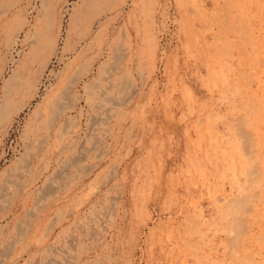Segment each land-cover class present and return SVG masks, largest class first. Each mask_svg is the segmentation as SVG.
Listing matches in <instances>:
<instances>
[{
	"label": "rangeland",
	"instance_id": "374dc122",
	"mask_svg": "<svg viewBox=\"0 0 264 264\" xmlns=\"http://www.w3.org/2000/svg\"><path fill=\"white\" fill-rule=\"evenodd\" d=\"M224 1L109 0L89 7L87 0H0V68L13 61L7 65L10 80L12 71L23 77L22 68L28 66L40 92L24 108L34 92L25 87L12 100L22 108L8 119L0 117V264H239L244 259L238 244L245 235L242 216L250 208L251 191L240 193L245 185V166L237 155L242 145L228 130L229 121L238 120L237 111L232 112L233 90L245 88L241 78L247 72L234 59L250 29L247 19H237L233 0ZM41 35L51 46L31 61L33 40ZM150 40L155 48L147 45ZM107 67L109 74H104ZM76 76L82 77L78 92L83 96L88 87L92 102L85 95L64 122L69 130L64 128L63 144L47 154L33 153L31 174L21 173L20 159L33 149L26 129L35 106ZM111 81L118 85L107 86ZM2 92L0 83V103ZM236 193L244 196L241 203L246 197L244 203ZM228 198H237L238 206ZM225 204L236 209L228 211Z\"/></svg>",
	"mask_w": 264,
	"mask_h": 264
},
{
	"label": "bare ground",
	"instance_id": "6f19581e",
	"mask_svg": "<svg viewBox=\"0 0 264 264\" xmlns=\"http://www.w3.org/2000/svg\"><path fill=\"white\" fill-rule=\"evenodd\" d=\"M87 1H89L88 2V6L89 7H96L97 5H100V4H102V3H107V1H109V0H87ZM114 1H116V3H117V1H118V3L120 2L121 4L123 3V0H114ZM153 1V0H152ZM221 1V0H220ZM224 1V0H223ZM226 2H227V0H225ZM224 1V2H225ZM232 1V0H231ZM244 1V0H243ZM243 1L241 2V4H240V1H238V0H233V3L235 4V5H237L236 6V8H238V12H239V17L237 18L238 20H243V21H245L246 19V22H247V26H249V29H250V31L248 32V34H246V32H245V34L246 35H244L243 36V38H242V43L240 44V46L237 48V50H238V52H237V54H236V56H235V61L237 60V64H238V62L239 63H241V65H244L247 69V72L244 74V76L241 78V79H246V81H245V84H243V86H245V88H243L242 90L241 89H239L238 90V88H237V92L236 93H234L235 92V88H234V90H233V94H232V102L234 103V105H233V107H232V112L233 111H237V113H238V115H235V116H237V118H238V120H236L235 122H231V121H229L230 123H232L233 125L232 126H230V129H229V127H227V126H225V127H227L229 130H228V132H230V136H231V138L232 139H234L233 141L234 142H240L241 143V145H242V148H241V150H240V148L238 149L239 151H241L242 153L240 154V153H237L236 152V149L234 150V152L235 153H237V155L239 156H236V157H238V159H240L239 160V162H243L242 164V166L244 167V170H243V175H241V176H243V178H244V187L241 189V192H240V190L238 189V191L240 192V193H242V192H244V195H245V191L244 190H247L248 192L249 191H251L250 193H249V196L250 197H247L248 198V200H249V198H251V200L250 201H252V202H250L251 204L250 205H247V206H250V208L248 209V211H246V214H245V212L243 211V216H242V219H243V221H242V223L244 222V220H245V222H246V232L244 231V234L245 235H243L244 236V238L243 239H239V240H241L240 242H239V248H240V251H242V253H241V256H240V258L242 259V258H244L243 260H241V261H239V264H264V0H248V1H246V2H244V4H242L243 3ZM151 2V1H150ZM202 2V1H201ZM213 2H215V1H213ZM223 2V3H224ZM225 2V3H226ZM139 3V2H138ZM144 3H145V1H144ZM151 4V3H150ZM201 4V3H200ZM217 4H219L218 3V1H217ZM229 4V3H228ZM84 6H85V4H83ZM104 5V4H103ZM113 5H115V4H113ZM216 5V4H215ZM223 5V4H222ZM83 6V7H84ZM136 6V5H135ZM146 6V5H145ZM224 6V5H223ZM233 6V5H232ZM231 6V7H232ZM110 7V6H109ZM112 7V6H111ZM202 7V6H201ZM205 7V6H204ZM228 7V6H227ZM230 7V6H229ZM234 7V6H233ZM203 8V7H202ZM224 9H226L225 8V6L223 7ZM219 9H220V5H219ZM224 9H222L223 10V12L225 11ZM92 10V9H91ZM106 10H108V9H106ZM105 10V11H106ZM199 9H197V11H198ZM206 10V9H205ZM229 10H230V8H229ZM229 10H227V12H230ZM234 10V9H233ZM87 11V10H86ZM85 11V12H86ZM144 11V10H143ZM212 11H214V10H212ZM195 12H196V9H195ZM194 12V13H195ZM206 12V11H205ZM237 12V13H238ZM210 13V12H209ZM214 13V12H213ZM212 14V13H211ZM231 15H232V12L230 13ZM229 14V15H230ZM235 14V13H234ZM45 15V14H44ZM197 15V14H196ZM195 15V16H196ZM213 15V14H212ZM198 16H199V14H198ZM203 16V15H202ZM228 16V15H227ZM233 16V15H232ZM44 17V16H43ZM197 17V16H196ZM210 17H211V15H210ZM236 17H237V15H236ZM201 18V17H200ZM229 18V16L227 17V19ZM44 19V18H43ZM43 19H42V21H43ZM199 19V18H198ZM205 19V18H204ZM208 19V18H207ZM231 19V18H230ZM73 20V19H72ZM229 20V19H228ZM199 21V20H198ZM201 21V20H200ZM19 22V21H18ZM24 22V21H23ZM44 22V21H43ZM42 22V23H43ZM72 22V21H71ZM228 22V21H227ZM236 22H237V20L236 21H234V23L236 24ZM242 22V21H241ZM245 22V23H246ZM107 23V22H106ZM217 23V22H216ZM228 23H230V22H228ZM227 23V24H228ZM14 24V23H13ZM12 24V25H13ZM22 24V23H21ZM38 24V23H37ZM99 24V23H98ZM204 24V23H203ZM208 24H210V23H208ZM242 24V23H241ZM45 25H46V27H48L49 28V26L51 25V18L49 17L47 20H46V22H45ZM100 25H102V24H100ZM221 25V24H220ZM222 25H225V23L223 22V24ZM231 25V24H230ZM233 25V24H232ZM238 25V24H237ZM5 26V25H4ZM226 26V25H225ZM244 26V25H243ZM34 27H36V25H34ZM224 27V26H223ZM229 27V26H228ZM238 27H239V25H238ZM244 27H246V26H244ZM212 28V27H211ZM216 28V27H215ZM234 28H235V26H234ZM237 28V27H236ZM243 28V27H242ZM5 29H7V28H5ZM37 29H39L40 30V32H41V29L40 28H37ZM213 29H214V27H213ZM231 29V28H230ZM200 30V29H199ZM219 30V29H218ZM226 31V30H225ZM239 31V30H238ZM6 32V31H5ZM35 32V31H34ZM39 32V31H38ZM39 32V33H40ZM101 32V31H100ZM199 32V31H198ZM208 32V31H207ZM3 33V32H2ZM143 33H145V32H143ZM209 33V32H208ZM207 33V34H208ZM216 33V32H215ZM214 33V34H215ZM237 33V32H236ZM241 33V32H240ZM239 33V35H237V36H239L240 37V34ZM44 34V33H43ZM233 34H235V33H233ZM35 35V34H34ZM48 35V34H47ZM85 35V34H84ZM145 35H146V33H145ZM224 35V34H223ZM225 35H226V33H225ZM230 35V34H229ZM146 36H148V35H146ZM209 36V35H208ZM219 36V35H218ZM218 36H216V38L218 37ZM10 37V36H9ZM233 37V36H232ZM235 37V36H234ZM34 38H36V37H34ZM114 38V37H113ZM147 38V37H146ZM212 38H214V37H212ZM11 39V38H10ZM143 39V38H142ZM145 39V38H144ZM149 39H151V38H149ZM215 39V38H214ZM213 39V40H214ZM219 39V38H218ZM217 39V40H218ZM228 39V38H227ZM226 38H224V41L225 40H227ZM232 39V38H231ZM231 39H228V40H231ZM235 39V38H234ZM3 40V39H2ZM147 40V39H146ZM153 40V39H152ZM206 40V39H205ZM209 40L210 39H208V42H209ZM212 40V39H211ZM220 40V39H219ZM235 40H238V37H237V39H235ZM53 41V40H52ZM215 41V40H214ZM232 41H234V40H232ZM145 42H147V41H145ZM150 42H152L151 40L150 41H148L147 42V45H149L148 43H150ZM206 42V44H208V42L207 41H205ZM211 42H213V41H211ZM219 42V41H218ZM222 42H223V40H222ZM142 43V42H141ZM153 43V42H152ZM155 43V42H154ZM216 43H217V41H216ZM225 43H227V42H225ZM204 44V43H203ZM210 44V43H209ZM208 44V45H209ZM219 44H221V45H223L222 43H219ZM228 44H230L229 42H228ZM228 44H226V45H228ZM231 44H232V42H231ZM230 44V45H231ZM114 45V44H113ZM145 45V44H144ZM146 45V46H147ZM153 44H150L149 45V47L150 46H152ZM197 45H199V44H197ZM51 46V40L49 39V37L47 38V37H45V36H39L38 38H36L35 40H33V43H32V46H31V50H30V52H29V58L31 59V61L32 60H34V59H36V58H38L39 56H41V55H43V52L44 51H42V49L41 48H45V49H48L47 50V52L49 51V47ZM109 46V45H108ZM210 46V45H209ZM198 47V46H197ZM205 47V46H204ZM206 47H207V45H206ZM205 47V48H206ZM223 48H224V46H222ZM52 48V47H51ZM109 48V47H108ZM142 48V47H141ZM140 48V49H141ZM150 48H155V47H150ZM214 48H217V47H214ZM147 49H148V47H147ZM146 49V52H148V55L150 56H152V53H150V49L149 50H147ZM213 49V48H212ZM225 49H226V47H225ZM228 49V48H227ZM229 49H231V48H229ZM233 49V48H232ZM51 50V49H50ZM116 50V57L114 58L113 57V59H116V60H118L119 59V53H118V51L117 50H119V49H115ZM195 50V49H194ZM206 50H208L207 51V53L209 52V54H210V50H209V47H208V49L206 48ZM234 50H236V49H234ZM124 51V50H123ZM139 51V50H138ZM231 51V50H230ZM112 52H114V51H112ZM141 52V51H140ZM206 52V51H205ZM223 52H225V51H223ZM228 53H229V51H227ZM150 53V54H149ZM46 54V53H45ZM44 54V55H45ZM121 54V53H120ZM125 54V52H123V55ZM136 54H137V52H136ZM139 54V53H138ZM137 54V55H138ZM144 54V53H143ZM229 54H231V52L229 53ZM50 55V54H49ZM140 55V54H139ZM147 55V56H148ZM206 55V54H205ZM211 55V54H210ZM210 55H208L207 54V57L209 56L210 57ZM213 55V54H212ZM223 55V54H222ZM146 56V55H145ZM224 56V55H223ZM228 56V55H227ZM226 56V57H227ZM43 57V56H42ZM41 57V58H42ZM81 57V56H80ZM79 57V58H80ZM139 57V56H138ZM205 57V56H204ZM215 57V56H214ZM226 57L224 56V58L226 59ZM234 57V56H233ZM233 57H231L232 58V60H233ZM77 58V57H76ZM109 58H112L111 56L109 57ZM147 58V57H146ZM150 58V57H149ZM213 58V57H212ZM46 59V58H45ZM121 59H122V57H121ZM126 59V58H125ZM145 59V58H144ZM151 59V58H150ZM205 59V58H204ZM209 59V58H208ZM223 59V58H222ZM28 61H29V59H27ZM26 60V61H27ZM110 60H112V59H110ZM147 61H148V59H146ZM31 61H29V62H31ZM121 61V60H120ZM13 62V61H12ZM12 62H8V63H6L4 66H2V68H0V83H2V86H4V92H2L3 93V97H2V103H0V117H2L4 114H6L5 115V118L6 119H8V118H10L9 116H11L10 114H11V111H15V110H17L18 108L19 109H21L22 107H20L19 106V103L18 104H15V102H13L12 100H13V98L14 97H17V95L19 94L20 95V92L23 90V89H25V87L27 88V87H33V90L32 91H34V92H32L31 93V95L28 93V95H30V97L26 100L27 102L25 103V102H23V103H25L24 105H21V106H23L24 108L25 107H30V105H31V103H32V100H34L35 98H38V97H40V92H39V88H38V86H37V84H36V82L33 80V76L31 77L30 75H31V70H28V66L25 68V67H23L22 68V71H23V77H21V76H19L18 74H17V72H13L12 71V74L10 75V80L9 79H7L6 78V74H7V65H10ZM28 62V63H29ZM108 62V61H107ZM205 62H206V60H205ZM212 62H213V60H212ZM221 62V61H220ZM37 63H39V62H37ZM106 63V62H105ZM140 63V60H139V62H138V64ZM142 63V62H141ZM225 63V62H224ZM35 64V63H34ZM41 64V63H40ZM110 64V63H109ZM116 64H118V62L116 63ZM149 64V63H148ZM150 64H152V63H150ZM149 64V65H150ZM216 64V63H215ZM217 64H219V63H217ZM39 65V64H38ZM103 65V64H102ZM111 65V64H110ZM228 65V64H227ZM70 66V65H69ZM100 66V65H99ZM103 66H105V65H103ZM141 66V65H140ZM217 66V65H216ZM231 66V65H230ZM110 67V66H109ZM117 66H115V68H116ZM205 67H206V65H205ZM218 67V66H217ZM216 67V68H217ZM30 68V67H29ZM102 68L103 67H101V69L100 70H102ZM114 68V69H115ZM232 68V67H231ZM231 68L230 69H228V70H231ZM239 68V67H238ZM26 71H25V70ZM31 69V68H30ZM113 69V70H114ZM210 69V68H209ZM224 69V68H223ZM222 69V70H223ZM237 69V68H236ZM235 69V70H236ZM242 69V68H241ZM244 69V68H243ZM109 68L107 67V68H104L103 69V73L104 72H106V73H104V74H109ZM212 70V69H211ZM215 70V69H214ZM221 70V71H222ZM41 71V70H40ZM110 71H112V70H110ZM225 71V70H224ZM34 72V71H33ZM80 72V71H79ZM208 72H210V70L208 71ZM208 72H206V73H208ZM234 72V71H233ZM228 73V74H232V76L233 75H236V74H234V73ZM80 73H82V72H80ZM217 73V72H216ZM237 73V72H236ZM21 74H22V72H21ZM37 74V73H36ZM83 74V73H82ZM225 74H227V72L225 73ZM227 74V75H228ZM86 75V74H85ZM118 75V74H117ZM116 75V76H117ZM97 76V75H96ZM121 76V75H120ZM210 76V75H209ZM223 76V75H222ZM242 76V74H239V76H236V77H241ZM35 77V76H34ZM65 77V76H64ZM115 78V77H114ZM223 78H225V77H223ZM235 78V77H234ZM81 79H82V77H80V76H76L75 78H73L67 85H65V86H63V84H61L60 83V85L57 87V88H55V89H53V92L50 94V96L49 97H47V99H45V103L44 104H42V105H40V104H38L37 103V105L35 106V110L33 111V119H32V121H31V123L30 124H28L27 126V129H26V131H27V133H28V135L31 137V141H30V145L32 146V152L30 153V152H28L27 154H26V156L22 159H20L21 161H23V166H22V169H23V172H21V173H25V174H31L30 173V168L32 167V165H33V160H34V157H35V155L33 154V153H36V152H40V151H45V154H47V152H49L50 151V149L52 148V146H58L60 143H62L63 144V135L65 134V132H66V129H68V128H66L65 126H63L64 125V122L66 123L67 121H69V119L71 118L70 116H69V113L72 111V110H74L79 104H80V102L82 101V99L83 98H85V95H87V97H86V99L88 100V101H90V102H92V98L93 97H91V96H93V94L90 96V94L89 93H87V88H86V86H85V92L84 91H81V92H84L85 93V95H83V96H81L80 94L81 93H79L78 91V86H79V84H80V82H81ZM117 78H115V80H116ZM228 79V78H227ZM61 80H62V77H61ZM107 80V79H106ZM111 80H113V78L111 79ZM114 80V81H115ZM119 80H121V79H119ZM118 80V81H119ZM236 80V79H235ZM251 80H252V83H251ZM68 81V80H67ZM114 81H111V82H109V85H107V86H109V87H111V86H114L115 84V82ZM123 81V80H122ZM121 81V82H122ZM243 81V80H242ZM83 82V81H82ZM108 82V81H107ZM123 82H125V81H123ZM243 83H244V81H243ZM93 84V83H92ZM106 84H108V83H106ZM235 84V83H234ZM233 84V85H234ZM236 84H239V83H236ZM235 84V85H236ZM242 84V83H241ZM240 84V85H241ZM84 85V84H83ZM89 85V84H88ZM117 85H118V83H117ZM116 85V86H117ZM226 85H228V84H226ZM230 85V84H229ZM228 85V86H229ZM232 85V86H233ZM97 86V85H96ZM104 86H105V84H104ZM116 86H114V87H116ZM123 86V85H122ZM222 86H223V84H222ZM232 86H230L231 88H232ZM236 86H238V85H236ZM82 87V86H81ZM106 87V86H105ZM119 87V86H118ZM92 88V87H91ZM108 88V87H107ZM241 88V87H240ZM29 89V88H28ZM27 89V90H28ZM114 89V88H113ZM126 89V88H125ZM220 89H221V87H220ZM223 89V88H222ZM92 90V89H91ZM94 90V89H93ZM115 90V89H114ZM89 91V90H88ZM119 91V90H118ZM50 92V91H49ZM92 92V91H91ZM107 92V91H106ZM241 92V93H240ZM87 93V94H86ZM113 93V92H112ZM120 93V92H119ZM98 94V93H97ZM238 94H239V101H236V102H234V100H235V97L237 96L238 97ZM18 95V96H19ZM22 95V94H21ZM210 95V94H209ZM24 96H26V93H25V95ZM46 97V96H45ZM108 97V96H107ZM129 98V97H128ZM17 99V98H16ZM19 99V98H18ZM44 99V98H43ZM207 99H208V97H207ZM211 99V98H210ZM25 100V99H24ZM109 100V99H108ZM195 100V99H194ZM15 101H17V100H15ZM207 101V100H206ZM1 102V101H0ZM15 105H14V104ZM99 103V102H98ZM193 103H194V101H193ZM192 103V104H193ZM206 104V103H205ZM101 105V104H100ZM197 105H198V103H197ZM217 106H218V104H217ZM229 106V105H228ZM98 107V106H97ZM177 108V107H176ZM182 108V107H181ZM210 107H208V109H209ZM215 108V107H214ZM34 109V108H33ZM108 109H110V108H108ZM107 109V110H108ZM112 109V108H111ZM208 109H206V110H208ZM229 109V108H228ZM231 109V108H230ZM23 110V109H22ZM105 110V109H104ZM179 110V109H178ZM193 110V109H192ZM195 110V109H194ZM202 110V109H201ZM200 110V111H201ZM20 112V111H19ZM92 112H93V110H92ZM105 113H106V111H104ZM198 112V111H197ZM224 112H225V110H224ZM196 113V112H195ZM225 113H227V112H225ZM225 113H224V116H225ZM31 114V115H32ZM99 114V113H98ZM230 114V113H229ZM236 114V113H235ZM30 115V116H31ZM113 115V114H112ZM202 115H203V113H202ZM72 116V115H71ZM230 116H231V114H230ZM235 116L233 117V118H235ZM73 117H74V115H73ZM76 117V116H75ZM121 117V116H120ZM199 118H200V116H198ZM226 117V116H225ZM232 117V116H231ZM3 118V117H2ZM31 118V117H30ZM109 118V117H108ZM110 118H111V116H110ZM186 118V117H185ZM227 119H228V117H226ZM5 119V120H6ZM75 119V118H74ZM230 119V118H229ZM72 120V119H71ZM71 120H70V122H71ZM190 120V119H189ZM230 120H232V119H230ZM234 120V119H233ZM232 120V121H233ZM28 122H29V119H28ZM27 122V123H28ZM73 122V121H72ZM171 122V121H170ZM229 122H228V124H229ZM199 123V122H198ZM67 124V123H66ZM69 124V123H68ZM71 124V123H70ZM170 124V123H169ZM176 125V124H175ZM231 125V124H230ZM195 126V125H194ZM69 127V126H68ZM64 128H66V129H64ZM226 128H224V130H225ZM69 130V129H68ZM73 131H75V130H73ZM226 132H227V130H226ZM26 133V134H27ZM69 133V132H68ZM229 134V133H228ZM67 135V134H66ZM65 136V135H64ZM71 136V135H70ZM105 136V135H104ZM227 136V135H226ZM27 137V136H26ZM229 140V139H228ZM29 141V140H28ZM221 141V140H220ZM224 141V140H223ZM230 141H231V139H230ZM199 142V141H198ZM200 142H201V140H200ZM199 142V143H200ZM222 142V141H221ZM225 142H227V140L226 141H224V143ZM232 142V141H231ZM230 142V143H231ZM206 143H208V142H206ZM223 143V142H222ZM228 144V143H227ZM29 145V144H28ZM27 145V146H28ZM81 145V144H80ZM199 145V144H198ZM217 145V144H216ZM225 145V144H224ZM231 145V144H230ZM208 146V145H207ZM221 146V145H220ZM235 146V145H234ZM51 147V148H50ZM236 147V146H235ZM25 148H26V146H25ZM63 148V147H62ZM208 148V147H207ZM212 148V147H211ZM229 148V147H228ZM227 148V149H228ZM238 148V147H237ZM54 149V148H53ZM70 149V148H69ZM216 149V148H215ZM215 149H213V150H215ZM230 149V148H229ZM237 150V151H238ZM30 151V150H29ZM61 151V150H60ZM217 151V150H216ZM223 151H225V150H223ZM227 151V150H226ZM238 151V152H239ZM51 152V151H50ZM63 152V151H62ZM211 152H212V150H211ZM218 152V151H217ZM222 152V151H221ZM232 152V151H231ZM226 153H229V152H226ZM226 153H224V154H226ZM40 154V153H39ZM195 154H197V153H195ZM220 154V153H219ZM40 155H42V154H40ZM60 155V154H59ZM203 155H204V153H203ZM211 155H213V156H215L214 155V152H212L211 153ZM217 155H218V153H217ZM234 155V154H233ZM222 156H223V153H222ZM230 156V155H229ZM232 156V155H231ZM22 157V156H21ZM40 157V156H39ZM43 157V156H42ZM71 157V156H70ZM74 157V156H73ZM185 157H187V156H185ZM205 158H206V156H204ZM212 157V156H211ZM218 157V156H217ZM226 158V157H225ZM231 158V157H230ZM39 159V158H38ZM76 159H78V158H76ZM215 159H217L216 157H215ZM219 159V158H218ZM68 160V159H67ZM207 161H208V158H207ZM218 161V160H217ZM209 162V161H208ZM227 162V161H226ZM231 162H232V160H231ZM235 162H237V161H235ZM45 163V162H44ZM43 163V164H44ZM191 163V162H190ZM205 163V162H204ZM217 162H215V164H216ZM22 164V163H21ZM212 164V163H211ZM218 164V163H217ZM216 164V165H217ZM209 165V164H208ZM44 166L45 165H43V167L42 168H44ZM223 166H225L224 164H223ZM242 166H240L239 167V170H241L242 168ZM46 167V166H45ZM59 167V166H58ZM89 167V166H88ZM219 167V166H218ZM21 168V167H20ZM40 168V167H39ZM65 168V167H64ZM201 168V167H200ZM215 168H217V166H215ZM231 168V167H230ZM45 169V168H44ZM60 169H61V167H60ZM194 169V168H193ZM217 169H219V168H217ZM232 169V168H231ZM21 170V169H20ZM64 170V169H63ZM78 170V169H77ZM84 170H85V168H84ZM198 170H199V168H198ZM205 170H207V169H205ZM215 170V169H214ZM227 170V169H226ZM201 171V170H200ZM203 171H204V169H203ZM217 172H218V170H216ZM221 170L219 169V172H220ZM229 171V170H228ZM45 172V171H44ZM56 172H57V170H56ZM55 172V173H56ZM66 172V171H65ZM213 172V171H212ZM216 172V173H217ZM238 172H241V171H238ZM43 173V172H42ZM54 173V174H55ZM210 173H211V171H210ZM242 173V172H241ZM241 173H238L239 174V176H240V174ZM12 175V174H11ZM10 175V176H11ZM21 175V174H20ZM38 175V174H37ZM50 175V174H49ZM212 175V174H211ZM215 175V174H214ZM221 175V174H220ZM231 175V174H230ZM217 176H218V174H217ZM224 176V175H223ZM228 176H229V174H228ZM32 177V176H31ZM215 177V176H214ZM230 177V176H229ZM40 178V177H39ZM212 179H213V177H211ZM216 178V177H215ZM235 178V177H234ZM242 178V177H241ZM27 179V178H26ZM30 179V178H29ZM34 179H35V177H34ZM33 179V180H34ZM36 179H38V178H36ZM212 179H210V180H212ZM236 179V178H235ZM28 180V179H27ZM198 180V179H197ZM214 180V179H213ZM32 181V180H31ZM36 181V180H35ZM225 181V180H224ZM18 182V181H17ZM29 182H30V180H29ZM45 182V181H44ZM209 182H211V181H209ZM233 182H237V180L236 181H233ZM14 183V182H13ZM26 183V182H25ZM71 183V182H70ZM202 183V182H201ZM208 183V182H207ZM239 183V182H238ZM18 184V183H17ZM46 184H48V183H46ZM45 184V185H46ZM49 184H51V183H49ZM57 184V183H56ZM222 184V183H221ZM28 185V184H27ZM208 185H210V184H208ZM14 186H16V185H14ZM28 186H30V185H28ZM59 186H63V185H59ZM235 186V185H234ZM237 186H238V184H237ZM18 187V186H17ZM20 187V186H19ZM18 187V188H19ZM22 187V186H21ZM53 187V186H52ZM230 187V186H229ZM36 188V187H35ZM196 188V187H195ZM208 188V187H207ZM231 188V187H230ZM31 189V188H30ZM229 189V188H228ZM43 190V189H42ZM231 190H232V188H231ZM41 191V190H40ZM224 191V190H223ZM231 192V191H230ZM42 193V192H41ZM225 193V192H224ZM228 193H229V190H228ZM232 193V192H231ZM239 193V194H240ZM3 194V193H2ZM1 194V195H2ZM230 194V193H229ZM237 194V193H236ZM248 194V193H247ZM224 195V194H223ZM222 195V196H223ZM237 196H238V194H237ZM246 196V195H245ZM248 196V195H247ZM1 197V196H0ZM236 197V196H235ZM234 197V198H235ZM239 197V196H238ZM241 197V198H240ZM239 197V200L241 199L242 200V197H244L243 195H241ZM2 198V197H1ZM41 199V198H40ZM231 199V198H230ZM237 199V198H236ZM236 199H235V201H236ZM246 200V197L245 198H243V200ZM36 200V199H35ZM228 200H229V198H228ZM227 200V201H228ZM241 200H240V202L238 201V199H237V201L239 202V204L241 203ZM245 200H244V202H245ZM8 201V200H7ZM234 201V202H235ZM226 202V201H225ZM228 202H233V200H229ZM233 202V203H234ZM244 202H242V203H244ZM215 203V202H214ZM230 203V204H231ZM241 203V204H242ZM35 204V202L33 203V205ZM99 204V203H98ZM210 204V203H209ZM223 204H224V202H223ZM227 204V203H226ZM225 204V205H226ZM217 206H218V204H216ZM225 205H223V207H225ZM234 205V204H233ZM235 205H236V202H235ZM35 206H36V204H35ZM209 206H211V205H209ZM212 206H213V204H212ZM215 206V205H214ZM226 206H228L229 207V209H227V208H224V209H227L228 211L229 210H231V209H236V208H234L233 206H231V205H226ZM230 206L231 207H233V208H231L230 209ZM236 206H238V205H236ZM243 205H241V207H242ZM245 206V205H244ZM243 206V207H244ZM113 207V206H112ZM222 207V208H223ZM246 207V206H245ZM244 207V208H245ZM37 208V207H36ZM223 209V210H224ZM226 210V211H227ZM239 210V209H238ZM215 211H217V209L215 210ZM219 211V210H218ZM227 211V212H228ZM240 211V210H239ZM240 212H242V210L240 211ZM240 212H238V213H235L234 215L235 216H237V214H238V216L239 215H241L240 214ZM115 214V213H114ZM225 214H226V212H225ZM224 214V215H225ZM190 215V214H189ZM215 215V214H214ZM227 215V214H226ZM225 215V216H226ZM233 215V213H230V216H232ZM245 215V216H244ZM218 216H220V213L218 214ZM224 216V217H225ZM234 216V218L236 219V217ZM103 217V216H102ZM224 217H223V219L222 220H224ZM228 217V216H227ZM227 217H225V219L227 218ZM233 217V216H232ZM231 217V218H232ZM243 217H245V218H243ZM106 218H107V216H106ZM105 218V219H106ZM185 218V217H184ZM183 218V219H184ZM234 218H232V219H234ZM241 218V217H240ZM212 219V218H211ZM216 219H217V217H216ZM231 219V220H232ZM238 220H240L239 219V217L237 218ZM185 220V219H184ZM187 220H189L188 218H187ZM186 221V220H185ZM232 221H234V220H232ZM241 221V220H240ZM233 222H231L230 221V224H232ZM241 223V224H242ZM229 224V223H228ZM235 224H237L238 225V227H239V223H235ZM226 226H227V224H226ZM225 226V227H226ZM241 226V225H240ZM221 227V226H220ZM234 227V226H233ZM233 227H231L232 229H234ZM244 227V228H245ZM236 228V227H235ZM243 227L241 226V229H242ZM237 229V228H236ZM240 230V228L239 229H237V231H239ZM27 231V230H26ZM92 231V230H91ZM184 231V230H183ZM186 231V230H185ZM207 231V230H206ZM224 231H226V230H224ZM223 231V232H224ZM232 231H234V230H231V232ZM236 231V232H237ZM240 231H242V230H240ZM192 232V231H191ZM214 232H216V229H215V231ZM182 233V232H181ZM206 233V232H205ZM233 233V232H232ZM243 233V232H242ZM192 234V233H191ZM187 235V234H186ZM194 235V234H193ZM228 235V234H227ZM234 235V234H233ZM238 235H240V234H238ZM18 236V235H17ZM184 236H185V234H184ZM181 238V237H180ZM179 238V239H180ZM203 238V237H202ZM224 238V237H223ZM233 238V237H232ZM39 239V238H38ZM195 239V238H194ZM234 240H236V237H235V239ZM238 240V241H239ZM224 241V240H223ZM231 241V240H230ZM229 241V242H230ZM233 242V241H232ZM205 243V242H204ZM208 243V242H207ZM206 243V244H207ZM226 244V243H225ZM228 244V243H227ZM233 244V243H232ZM230 245V244H229ZM228 245V246H229ZM234 246H236V244H233ZM227 246V247H228ZM48 247V246H47ZM219 249H221V248H219ZM229 249H231V248H229ZM239 250V249H238ZM237 251V250H236ZM1 252V251H0ZM224 252H225V250H224ZM230 252H232V251H230ZM228 253V252H227ZM237 253V252H236ZM1 254V253H0ZM229 254V253H228ZM3 255V254H2ZM224 255V254H223ZM231 255V254H230ZM238 255V254H237ZM249 255H252V258H248L247 256H249ZM185 258V257H184ZM223 258V257H222ZM233 258H235V257H233ZM221 259V258H220ZM230 261V260H229ZM235 260L233 259V261L231 260V262H234ZM225 262V261H224ZM230 262V263H231ZM237 262V261H236ZM186 263V262H185ZM185 263H183V264H185ZM220 263H222V261L220 262ZM227 263H229V262H227ZM226 263V264H227ZM12 264V263H11ZM170 264V263H169ZM181 264V263H180Z\"/></svg>",
	"mask_w": 264,
	"mask_h": 264
}]
</instances>
